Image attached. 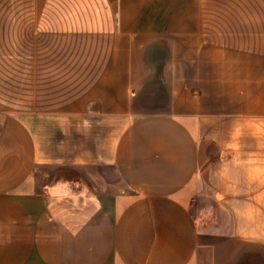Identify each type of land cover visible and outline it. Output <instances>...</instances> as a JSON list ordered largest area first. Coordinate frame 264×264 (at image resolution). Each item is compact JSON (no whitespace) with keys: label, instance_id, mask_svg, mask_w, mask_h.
<instances>
[{"label":"crops","instance_id":"crops-1","mask_svg":"<svg viewBox=\"0 0 264 264\" xmlns=\"http://www.w3.org/2000/svg\"><path fill=\"white\" fill-rule=\"evenodd\" d=\"M206 249L264 264V0H0V264Z\"/></svg>","mask_w":264,"mask_h":264},{"label":"rangeland","instance_id":"rangeland-1","mask_svg":"<svg viewBox=\"0 0 264 264\" xmlns=\"http://www.w3.org/2000/svg\"><path fill=\"white\" fill-rule=\"evenodd\" d=\"M101 172L103 173V175L101 176V178H98L96 180V182H93V185L97 189L99 188V186L102 185V183L106 180V178L107 179L109 178V175H110V174L109 175L107 174V176H106V172L107 173H110L109 170L108 171L107 170H102ZM66 178H69L71 180H76L77 181V189H79L78 187H81L82 186L83 180H85L88 177H87V173L85 172V170H83V169H75L74 171L68 172ZM206 205L208 207H211V203H209V202ZM202 221H203V224H204V226L206 228L205 229V234L207 236H209L208 238H209L210 241H213V242L219 241V240H221V238H224V236H226L225 234L224 235H221V234H212L210 232V230H208L209 227L212 226V225L220 226L221 223H223L221 221V212L219 211L218 208L215 207V209H213V211L211 213L209 212V213L205 214L202 217ZM212 252H213L212 249H206L205 250V264H212L211 258H209L207 256L208 254H210Z\"/></svg>","mask_w":264,"mask_h":264}]
</instances>
